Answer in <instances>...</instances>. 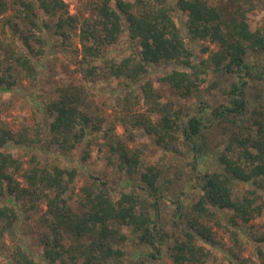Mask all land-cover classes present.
<instances>
[{
	"label": "trees",
	"instance_id": "16d2710c",
	"mask_svg": "<svg viewBox=\"0 0 264 264\" xmlns=\"http://www.w3.org/2000/svg\"><path fill=\"white\" fill-rule=\"evenodd\" d=\"M254 8V0H97L94 3L96 17L80 22L77 15L70 13L65 0H0L2 31L10 28L25 43L27 49L32 48L31 44L35 39L39 43L46 41L42 34L37 35V30L44 31V25L50 26L42 15L55 19L51 27L55 34L63 38H69L70 31L79 27L83 51L80 65L84 78L88 81L115 77L138 82L149 72L151 65L173 61L183 67L157 74L141 84L146 104L149 105L148 110L158 113L160 118L153 124L149 115L140 113L137 123L155 134L158 144L164 148L173 146L175 149L179 133H182L197 157L203 152L204 129L208 127L207 122L212 120L198 114H189L187 121L181 120L173 103L165 102L163 96L154 89V83L160 81L168 84L178 97L189 98L199 90L205 81L203 75L209 68L206 63L208 59L201 63L193 59V50L185 39L182 26L175 20V11L181 10L187 14L186 27L191 39H208L217 45L210 56L214 70L220 75L238 76L239 80L232 88V104L222 105L214 110L218 121L231 129L224 151L218 154L220 167L201 175L197 159L196 162L189 163L197 178L204 180V184L199 200L193 204L197 216L188 219L183 237H176L170 246L172 264H203L212 256L211 250L198 243V239L215 244L219 242L213 228L201 219L211 217L215 213L214 209L232 211L243 222H249L264 212L263 111L258 107L250 110L243 89L248 77H255L257 74V77L264 79V68L257 73L248 61L251 51L264 52V27L252 30L248 22V12ZM125 30L137 42V50L120 61L108 60L105 58L104 46L117 42ZM6 54L28 76L35 78L36 68L25 52L19 53L11 44H7ZM104 58L106 67L102 72L93 61ZM244 72L246 75H242ZM8 76L9 78L4 74L0 75V86L9 88L15 83L11 79V72ZM87 102V89L77 82L59 86L52 92L51 99L43 110L49 118V145H56L59 149L70 152L86 141L91 130L98 131L99 126L93 123V117L82 108ZM39 141L42 142V135L38 131ZM90 141H87L84 160L90 157ZM10 142L31 144L34 138L26 131H14L0 124V199L13 197L20 207L35 206L38 200L45 199V219L49 234L43 238V242L49 263L64 256V239L68 231L75 238H91L88 244L83 243L77 248L86 256L85 264H111L110 258H114L113 264H121L120 256L123 251L114 248V242L126 240V235L119 231L122 226L132 227L140 243L150 245L159 254L166 237L158 236L159 227H152L154 219L143 209L142 199L136 190L132 188L122 191L119 199L115 200L107 183L95 177L91 184L81 187L83 198L80 208L76 210L66 196L70 183L77 175L76 170L34 163L22 175L24 182L19 181L15 172L23 168L22 160L2 149ZM110 146L112 149L117 147L114 150L119 153L122 169L126 168L130 173L137 170L140 164L139 154L133 153L122 140L111 142ZM159 174L158 167H147L141 174V188L156 195ZM236 182L249 186L242 196L234 190ZM150 204L155 206L158 218L157 204ZM16 207L0 203V236L13 232L22 216L21 209L18 211ZM260 240L264 241V235ZM151 254L158 255L154 252ZM12 256L14 264H39L20 245Z\"/></svg>",
	"mask_w": 264,
	"mask_h": 264
},
{
	"label": "rangeland",
	"instance_id": "374dc122",
	"mask_svg": "<svg viewBox=\"0 0 264 264\" xmlns=\"http://www.w3.org/2000/svg\"><path fill=\"white\" fill-rule=\"evenodd\" d=\"M97 0H65L71 14L77 15L80 22L85 19H94V3ZM255 8L248 12V22L252 30L264 27V0H254ZM43 20L50 24L44 25L42 34L46 41L39 43L38 39L32 41L31 49H27L25 43L13 34L10 28L2 31L0 24V75L4 74L15 81L9 88L0 86V124L6 125L14 131H26L34 138L31 144H15L10 142L2 148L11 152L22 160L23 168L15 172V177L24 182L22 175L37 163L40 166L58 165L66 169H75L77 175L70 183L66 193L74 209L80 208L83 198L81 187L91 184L95 177L104 180L111 195L115 200L119 199L122 191L136 190L142 199L143 209L147 210L154 219L152 227H159V235H165V243L158 252L150 245L140 243L137 233L130 226L120 227V232L126 235L125 241H115L114 248L123 251L120 256L121 264H172L170 246L176 237H183L184 228L188 227V219L197 216L193 210V204L199 200L202 194L204 180L197 178L191 162L198 163L201 175L220 167L218 154L224 151L231 129L225 123L218 121L214 116V110L222 105H231L234 94L233 84L239 78L234 74L220 75L214 70V64L210 56L217 49V45L208 39H191L186 27L187 14L181 10L174 13L175 20L182 26L186 41L191 46L196 62H206L208 71L203 76L205 81L199 90L189 98L178 97L173 89L163 82L154 83V89L159 92L165 102H172L174 110L179 112L181 120L188 119L187 115H203L207 119L208 127L204 129L203 152L197 157L191 145L185 141L182 133L173 146L164 148L157 142V136L148 132L140 123H137L138 115H149L150 121L156 124L160 118L158 113L148 110L141 84L150 77H156L172 71L179 66L176 62H161L151 65L149 72L138 82H129L115 77L98 78L88 81L84 78L81 68L83 56L80 43V29L76 27L70 31L69 38H63L54 33L55 19L48 15H42ZM79 22V24H80ZM7 44H11L17 52H25L32 60L36 68L35 78L26 74L21 66L8 59L6 54ZM137 42L129 37L127 30L122 32L117 42L104 46L105 58L120 61L137 50ZM96 59L94 64L99 65V70L104 71L106 61ZM252 69L259 73L264 68V52H250L248 54ZM10 70V71H9ZM239 75V74H237ZM242 75H246L245 72ZM248 77L247 84L243 88L245 98L249 101L250 110L260 108L264 117V79L256 76ZM80 83L87 89L88 102L82 108L93 117V123L99 126L98 131L91 130L86 141L70 152L59 149L56 145H49L47 139V120L44 107L50 101L52 92L59 86L69 83ZM92 124V123H91ZM38 131L42 135V142H38ZM91 140V141H90ZM122 140L133 153L140 155V164L136 171L120 167L119 153L111 148V142ZM89 145L90 157L83 159L84 152ZM117 148V147H116ZM156 166L160 170L157 181L158 193L151 195L148 189L141 188L142 172L149 166ZM249 188L246 183L236 182L235 192L242 196ZM261 192V191H259ZM8 203L17 206L21 213L19 220L13 228V232H6L0 236V264H14L12 253L18 245L25 248L38 261L39 264H51L45 256L43 238L49 234L47 220L45 219L46 201L38 200L35 206L20 204L13 197H2L0 203ZM157 204L158 218L155 212ZM211 217L201 218L210 225L218 243L206 242L198 239L211 250L212 256L203 264H264V241L260 238L264 235V212L255 216L249 222H243L234 216L232 211L215 210ZM234 217L235 219H233ZM168 234H166V232ZM156 234V231L153 229ZM64 239L66 252L62 258H58L52 264H85L86 256L77 250L78 246L88 244L91 238H75L66 231ZM151 252L157 253L152 255ZM76 255V258L73 256ZM114 263V258L109 259ZM193 264V263H191Z\"/></svg>",
	"mask_w": 264,
	"mask_h": 264
}]
</instances>
